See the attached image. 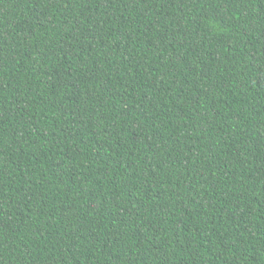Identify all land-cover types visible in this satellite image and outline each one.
<instances>
[{"label":"trees","instance_id":"1","mask_svg":"<svg viewBox=\"0 0 264 264\" xmlns=\"http://www.w3.org/2000/svg\"><path fill=\"white\" fill-rule=\"evenodd\" d=\"M0 264H264V0H0Z\"/></svg>","mask_w":264,"mask_h":264}]
</instances>
